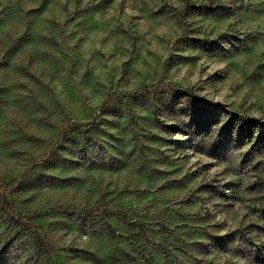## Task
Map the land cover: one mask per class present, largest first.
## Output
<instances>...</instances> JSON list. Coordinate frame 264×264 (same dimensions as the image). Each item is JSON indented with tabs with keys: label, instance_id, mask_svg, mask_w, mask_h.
Instances as JSON below:
<instances>
[{
	"label": "rangeland",
	"instance_id": "1",
	"mask_svg": "<svg viewBox=\"0 0 264 264\" xmlns=\"http://www.w3.org/2000/svg\"><path fill=\"white\" fill-rule=\"evenodd\" d=\"M234 115L264 123V0H0V264H264Z\"/></svg>",
	"mask_w": 264,
	"mask_h": 264
},
{
	"label": "trees",
	"instance_id": "2",
	"mask_svg": "<svg viewBox=\"0 0 264 264\" xmlns=\"http://www.w3.org/2000/svg\"><path fill=\"white\" fill-rule=\"evenodd\" d=\"M81 127L83 126L82 125L77 126V128H81ZM226 127L229 131L236 130L239 136H242L249 140L253 139L256 134L258 133L261 134L262 132H264V123L258 124L254 120L249 119L245 116H237V115L232 116L229 119L228 123L226 124ZM4 203H7V199H5ZM51 210L54 212H61V213L71 212L69 209H66L60 206L53 207ZM259 259H261L264 262L263 252H260Z\"/></svg>",
	"mask_w": 264,
	"mask_h": 264
}]
</instances>
